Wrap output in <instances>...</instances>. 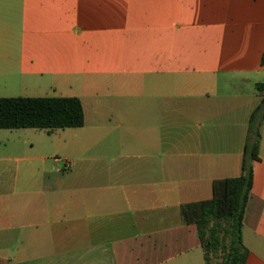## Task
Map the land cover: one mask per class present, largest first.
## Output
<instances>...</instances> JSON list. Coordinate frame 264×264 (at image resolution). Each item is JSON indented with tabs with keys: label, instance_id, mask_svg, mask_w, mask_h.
Returning <instances> with one entry per match:
<instances>
[{
	"label": "crops",
	"instance_id": "0c3cea01",
	"mask_svg": "<svg viewBox=\"0 0 264 264\" xmlns=\"http://www.w3.org/2000/svg\"><path fill=\"white\" fill-rule=\"evenodd\" d=\"M263 54L264 0H0V98L85 114L0 129V264H205L182 208L242 174ZM260 133L247 264H264Z\"/></svg>",
	"mask_w": 264,
	"mask_h": 264
},
{
	"label": "trees",
	"instance_id": "16d2710c",
	"mask_svg": "<svg viewBox=\"0 0 264 264\" xmlns=\"http://www.w3.org/2000/svg\"><path fill=\"white\" fill-rule=\"evenodd\" d=\"M261 63L264 66V54ZM257 89L263 99L249 122L242 174L214 181L212 199L182 208L186 223L198 230L205 264H247L249 251L244 245L243 228L254 186L253 163L260 160L264 83L258 84ZM84 123V108L77 97L0 98V129H38L51 133L80 128Z\"/></svg>",
	"mask_w": 264,
	"mask_h": 264
},
{
	"label": "built area",
	"instance_id": "2783aa9c",
	"mask_svg": "<svg viewBox=\"0 0 264 264\" xmlns=\"http://www.w3.org/2000/svg\"><path fill=\"white\" fill-rule=\"evenodd\" d=\"M55 161H61V160H60V158L56 157L55 158ZM66 163L69 165V162L68 161Z\"/></svg>",
	"mask_w": 264,
	"mask_h": 264
},
{
	"label": "rangeland",
	"instance_id": "374dc122",
	"mask_svg": "<svg viewBox=\"0 0 264 264\" xmlns=\"http://www.w3.org/2000/svg\"><path fill=\"white\" fill-rule=\"evenodd\" d=\"M215 261H216V259H215Z\"/></svg>",
	"mask_w": 264,
	"mask_h": 264
}]
</instances>
